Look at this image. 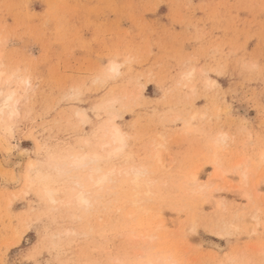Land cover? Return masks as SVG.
Masks as SVG:
<instances>
[{"label": "rangeland", "instance_id": "374dc122", "mask_svg": "<svg viewBox=\"0 0 264 264\" xmlns=\"http://www.w3.org/2000/svg\"><path fill=\"white\" fill-rule=\"evenodd\" d=\"M0 52L6 75L33 86L14 85L19 113L11 132L0 123V264H127L159 251L184 264H264V0H0ZM111 114L129 135L112 164L157 168L145 197L175 223L159 238H144L155 222L132 220L129 206L99 212V191L85 208L59 207L13 178L36 159L31 176L50 174L63 199L71 178L56 164ZM214 155L222 175L188 215L183 175H215Z\"/></svg>", "mask_w": 264, "mask_h": 264}, {"label": "bare ground", "instance_id": "6f19581e", "mask_svg": "<svg viewBox=\"0 0 264 264\" xmlns=\"http://www.w3.org/2000/svg\"><path fill=\"white\" fill-rule=\"evenodd\" d=\"M2 69H4V64L0 59V123L5 126L8 132H11L12 124L7 123V121L19 113L20 102L22 100L18 94L20 91H18L14 85H18L20 80L16 81V77H19L13 73L6 75L5 71ZM107 72L109 74L117 73L118 64L116 62H111L107 68ZM19 84L20 86H23L21 88H23L25 92H27L26 90L33 88L29 78L21 79ZM111 115L112 117L109 119V123H106L105 125L103 124V127L100 129V131L98 129L99 136L97 135L94 136V138L82 139L83 143L80 146L81 148L83 147L86 149L71 153L66 156L64 160H60V162L56 164L57 166L55 167L58 174L63 176L67 173H70L69 177L71 178V186L68 189L70 192H67L63 199L59 196L60 190L50 184L53 180L50 179V174L38 170L35 179L31 176L30 171L37 168L38 165V161L36 159H29L26 163V168L20 177L13 174V178L22 180L23 183L20 192L22 191L27 193L29 189L31 190L32 187H35L37 193L40 195L41 200L45 201L46 203L59 204V207L83 206L85 208L86 206L91 205L93 199L92 193L99 191V212L100 210L106 211L111 209V204L113 201L116 204L115 209L118 210H122L129 206L127 214L132 220L135 219L136 221L137 219L138 222V220L143 217V220H141L143 225H148L150 222V224L155 222L152 231L145 235L144 238H146L148 241L154 238H159L161 235L160 232H162L163 228L165 230V228H168V225L170 224L173 227L175 226V223L172 220L171 222L166 220L167 215H163V211L159 209L160 207L157 209L151 206V204H153V199L151 197H145L146 195H149L152 187L155 188L156 182H158L156 178L157 168L146 163H136L133 161V158H131V160L130 158L127 159V163L124 165L122 164L121 166H115L112 164L114 158L120 156L121 154L125 155V152L127 151V137H129V135L127 132L123 131L117 123L114 122V114ZM74 116L78 120V124L88 120V116L80 108L74 111ZM223 137L224 135H220L219 140H221L220 138L223 139ZM216 141L218 142V139L214 140L215 144ZM261 156L264 158V152L261 153ZM23 162L25 163V161ZM209 163L216 170L215 175L211 176L212 178L207 176L206 179H203V173H200L198 168L190 171L187 175H183V177L186 176L183 180V184L186 183L189 185L187 187V197L182 199L185 200L186 204L184 205L187 206L185 209H187L189 213L188 215L194 216L198 207L201 208V203L196 204L194 203V200H196L197 197L204 195L203 190L210 188L213 182L222 175V173L218 174L217 171H219L223 165L215 155ZM3 168L0 166V170ZM234 171L238 172L243 182L247 181L248 170L241 167L240 163L236 164ZM222 172L224 173L225 171L223 170ZM124 185H127V188H124ZM109 190H111V192H109ZM256 191L258 190L256 189ZM105 192H108V194L106 195ZM12 195L16 197V195ZM219 196L222 197V199H219L215 202L217 207H219L225 201L223 200V196L221 194ZM242 196L250 199L251 193L247 190H244L242 192ZM95 200L97 201V198ZM153 209H155V211ZM240 209V206H238L234 212L236 213V211ZM178 210L182 211L183 208H178ZM146 215L147 218H145ZM104 220L106 227H114V222L111 221V219H107L105 217ZM177 232L176 234H179ZM20 237L21 234L18 239L13 242L14 245L20 241ZM145 251L147 252V250ZM118 263L123 264L122 261ZM127 264L184 263L182 260L180 261L177 259L174 252L168 253L166 251H159V254L155 255H152L151 252H149L148 259H143L138 262L129 261Z\"/></svg>", "mask_w": 264, "mask_h": 264}]
</instances>
